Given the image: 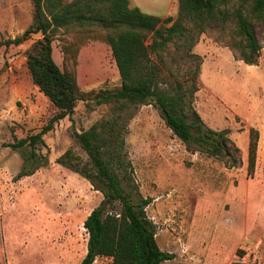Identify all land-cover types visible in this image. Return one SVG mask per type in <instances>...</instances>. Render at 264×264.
<instances>
[{
  "label": "rangeland",
  "instance_id": "1",
  "mask_svg": "<svg viewBox=\"0 0 264 264\" xmlns=\"http://www.w3.org/2000/svg\"><path fill=\"white\" fill-rule=\"evenodd\" d=\"M237 5L231 0L227 8ZM33 10L31 0H0V42L21 35ZM204 27L202 33L190 29L192 41L176 40L164 50L171 69L167 82L177 80L188 89L195 81L197 90L187 94L185 111L190 115L189 108L194 109L205 131H226L230 147L238 150L213 156L207 145L191 144L196 149L191 151L153 105L143 104L131 110L123 135L135 188L124 187L132 191L133 202L150 200L145 213L155 224L156 242L173 256L161 264H264V48L258 65L245 64L238 49L226 46L236 29L231 19ZM254 29L264 45V20L255 21ZM105 33L97 27L57 30L53 59L74 76L79 99L73 112L54 121L34 145L17 148L10 145L37 134L56 109L27 68V51L41 34L0 46V264H79L86 254L83 221L104 199L102 186L56 159L68 148L87 159L73 134L108 114L109 107L93 96L120 87ZM251 127L258 141L250 172ZM119 208L115 202L109 211ZM93 264L114 262L98 256Z\"/></svg>",
  "mask_w": 264,
  "mask_h": 264
},
{
  "label": "trees",
  "instance_id": "2",
  "mask_svg": "<svg viewBox=\"0 0 264 264\" xmlns=\"http://www.w3.org/2000/svg\"><path fill=\"white\" fill-rule=\"evenodd\" d=\"M31 1L34 9L31 24L21 35L1 41L0 46L19 45L32 34H41L42 37L28 49L26 63L33 84L54 106L56 115L37 134L18 139L10 146L34 145L52 128L54 121L73 112L79 99L74 76L63 72L53 59L52 41L57 30L70 26L104 29V41L117 67L120 87L96 93L95 102L107 105L108 114L86 130L73 134L87 159H82L72 148L56 159L60 165L83 175L92 185L98 182L102 186L98 190L104 195L100 205L83 221L88 233L87 251L79 264H93L98 256L111 257L114 264H161L172 259V253L159 248L155 224L145 213L150 200L132 201L133 170L123 153L126 123L132 109L151 104L189 150H196L191 144H204L208 154L213 156H229L233 150L237 151V147H230L226 131L208 128L205 131L198 113L191 107L190 115L185 111L187 94L193 96L196 83L193 81L184 89L177 80L167 82L166 71L171 69L162 54L176 40L189 38L192 41V29L202 33L210 21L225 24L231 19L236 29L226 46L238 49L245 64L258 65L264 45L256 36L254 22L264 20V0H237L238 5L233 10L227 8L231 0H177L175 19L144 13L132 6L130 0ZM245 6L249 7L248 12L244 11ZM169 22L168 27L162 25ZM198 70L199 64L194 75ZM257 141L258 131L251 127L250 172L255 164ZM124 186L131 190L127 191ZM115 202H120V208L110 212ZM231 264L249 263L235 261Z\"/></svg>",
  "mask_w": 264,
  "mask_h": 264
},
{
  "label": "crops",
  "instance_id": "3",
  "mask_svg": "<svg viewBox=\"0 0 264 264\" xmlns=\"http://www.w3.org/2000/svg\"><path fill=\"white\" fill-rule=\"evenodd\" d=\"M130 4L138 7L144 13L161 18L169 16L175 18L178 12L177 0H130Z\"/></svg>",
  "mask_w": 264,
  "mask_h": 264
}]
</instances>
